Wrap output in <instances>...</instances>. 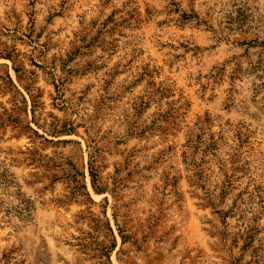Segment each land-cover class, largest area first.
Listing matches in <instances>:
<instances>
[{
	"label": "rangeland",
	"instance_id": "374dc122",
	"mask_svg": "<svg viewBox=\"0 0 264 264\" xmlns=\"http://www.w3.org/2000/svg\"><path fill=\"white\" fill-rule=\"evenodd\" d=\"M0 264H264V0H0Z\"/></svg>",
	"mask_w": 264,
	"mask_h": 264
},
{
	"label": "trees",
	"instance_id": "16d2710c",
	"mask_svg": "<svg viewBox=\"0 0 264 264\" xmlns=\"http://www.w3.org/2000/svg\"><path fill=\"white\" fill-rule=\"evenodd\" d=\"M112 247H114V244H113V246Z\"/></svg>",
	"mask_w": 264,
	"mask_h": 264
}]
</instances>
